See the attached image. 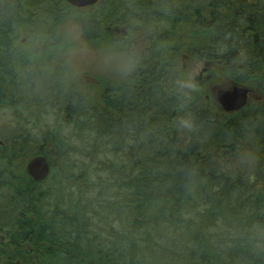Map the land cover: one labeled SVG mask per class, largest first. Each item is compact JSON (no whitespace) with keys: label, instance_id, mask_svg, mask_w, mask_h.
<instances>
[{"label":"trees","instance_id":"16d2710c","mask_svg":"<svg viewBox=\"0 0 264 264\" xmlns=\"http://www.w3.org/2000/svg\"><path fill=\"white\" fill-rule=\"evenodd\" d=\"M98 8L0 0V264H264V0ZM68 17L90 45L111 21L152 38L121 43L130 75L80 82L52 39ZM186 47L259 96L218 109Z\"/></svg>","mask_w":264,"mask_h":264},{"label":"rangeland","instance_id":"374dc122","mask_svg":"<svg viewBox=\"0 0 264 264\" xmlns=\"http://www.w3.org/2000/svg\"><path fill=\"white\" fill-rule=\"evenodd\" d=\"M99 1L98 3L89 5L87 7H82L92 12L99 10ZM79 8V7H78ZM100 13V12H99ZM107 33L103 34V36L108 41V44L119 43L121 46L122 42H125L128 46L131 47L133 53H141L144 48L147 46V42L145 38L151 39L152 36L150 32H134L132 33L130 30H127L124 26L114 23L113 21L108 24H104ZM99 32V31H98ZM82 40L89 46L93 48H99L108 44H102L100 46L90 45L87 39L84 37L82 33ZM122 47V46H121ZM185 51L187 52L188 57L184 60L183 67L178 71V74L181 76L183 80H191L197 75L206 76L210 80V91L212 95V104L216 106L218 109L222 110L219 106L215 91L217 89L231 90L236 84L229 79L225 70L223 68H215L214 74L211 77V73L209 70L204 69L205 62L200 60L198 57L193 55L192 48L186 47ZM141 56V54H136V57ZM63 65L67 68L70 74L76 75L79 78L80 82L87 83H96L99 84L104 80L116 81L122 75L115 73L114 71L102 66L95 60H87L80 63L78 66L73 67L68 64L66 58L61 54L59 55ZM249 99H254L259 96V94L255 91L250 90L248 92ZM6 230L3 232L5 233ZM161 244V241H159ZM264 246L262 245L261 248Z\"/></svg>","mask_w":264,"mask_h":264},{"label":"clouds","instance_id":"9594fccd","mask_svg":"<svg viewBox=\"0 0 264 264\" xmlns=\"http://www.w3.org/2000/svg\"><path fill=\"white\" fill-rule=\"evenodd\" d=\"M82 26L73 17L66 18L57 30L58 51L70 66L76 67L87 60H95L119 75H130L135 70V56L119 43L93 48L82 40Z\"/></svg>","mask_w":264,"mask_h":264},{"label":"water","instance_id":"95a60500","mask_svg":"<svg viewBox=\"0 0 264 264\" xmlns=\"http://www.w3.org/2000/svg\"><path fill=\"white\" fill-rule=\"evenodd\" d=\"M75 7H87L96 4L98 0H66ZM248 88L234 86L231 90L217 89L215 96L220 106L227 112L241 109L248 103ZM50 171L49 163L45 156L38 155L31 158L27 163V173L36 181H42Z\"/></svg>","mask_w":264,"mask_h":264}]
</instances>
